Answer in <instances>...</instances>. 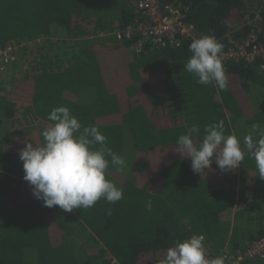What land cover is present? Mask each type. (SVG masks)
<instances>
[{
	"label": "trees",
	"instance_id": "16d2710c",
	"mask_svg": "<svg viewBox=\"0 0 264 264\" xmlns=\"http://www.w3.org/2000/svg\"><path fill=\"white\" fill-rule=\"evenodd\" d=\"M95 1L0 0V45L43 39L56 28L75 48L70 57L50 58L44 40L29 49L35 55L25 73L13 77L11 86L0 82V264H158L175 241L194 234H203L214 251L245 248L264 233V203L250 199L260 178L254 158L245 151L240 168L224 172L213 162L201 175L192 171L190 157L175 150L193 123L200 128L193 137L197 144L204 126L221 120L242 148L251 132L246 127L257 123L264 131V108L257 110L250 95L256 90L264 99V60H222L226 90L214 82L201 85L184 70L188 46L201 35H214L223 51L255 28L264 43V0H164L187 7L193 37L179 46L147 43L139 50L136 38L83 39L124 27L138 14L134 0H115L105 20L91 14ZM88 90L90 99H83ZM60 106L83 126H97L107 146L124 158L123 169L110 163L106 172L123 189L120 201L101 198L91 208L65 212L34 197L19 151L25 141L43 144L41 133L52 123L48 115ZM75 226L85 243L69 237ZM243 264H264V258Z\"/></svg>",
	"mask_w": 264,
	"mask_h": 264
},
{
	"label": "clouds",
	"instance_id": "9594fccd",
	"mask_svg": "<svg viewBox=\"0 0 264 264\" xmlns=\"http://www.w3.org/2000/svg\"><path fill=\"white\" fill-rule=\"evenodd\" d=\"M223 45L214 35H201L188 46L191 56L184 70L192 74L201 85L213 84L220 90L228 88V76L223 66ZM51 125L41 135L43 144L25 141L19 151L23 179L29 184L34 197L45 207L59 206L65 212L87 209L103 198L110 204L123 199V189L106 178L109 164L125 166L122 156L107 146V137L97 126H83L66 106L55 107L48 115ZM203 138L197 144L193 137L200 133L198 124L186 127L176 143V152L191 158L192 171L205 173L213 162L221 171L239 167L245 151L254 158L258 176L264 179V131L253 125L244 137V147L234 134H226L224 121L205 125ZM258 134L259 139H254ZM99 145V147H96ZM110 158V160H109ZM148 211L152 202H146ZM111 209L107 214L111 215ZM205 236L192 235L183 241H175L158 264H226L227 256L209 258Z\"/></svg>",
	"mask_w": 264,
	"mask_h": 264
},
{
	"label": "built area",
	"instance_id": "2783aa9c",
	"mask_svg": "<svg viewBox=\"0 0 264 264\" xmlns=\"http://www.w3.org/2000/svg\"><path fill=\"white\" fill-rule=\"evenodd\" d=\"M138 14L135 19L124 27H115L109 32H97L85 35L83 39L97 36L114 35L124 39H134L135 50H139L143 44H152L157 48L167 46H179L183 39L191 38L194 34V25L186 20L187 7L164 0H134ZM44 40L35 39L29 41L11 42L0 45V82L7 85L13 77L25 73L35 55L29 49H35L36 45ZM70 40V39H69ZM231 45L222 51L223 60L239 61L244 59L254 63L264 60V43L258 39L255 28L250 30L247 37L231 40ZM26 46L28 51H21ZM30 56V57H29ZM264 69V63L260 64ZM209 258L224 255L229 259V264H243L253 259L264 258V233L249 242L245 248L235 250L234 253L226 247L214 251L206 245ZM226 261V262H227ZM116 264L115 260H112Z\"/></svg>",
	"mask_w": 264,
	"mask_h": 264
},
{
	"label": "rangeland",
	"instance_id": "374dc122",
	"mask_svg": "<svg viewBox=\"0 0 264 264\" xmlns=\"http://www.w3.org/2000/svg\"><path fill=\"white\" fill-rule=\"evenodd\" d=\"M90 1L94 2L95 0H90ZM113 6L114 5H108V7H107L105 0H98L97 2L95 1V5H92L90 7V12L92 15L107 16V15H110L111 7H113ZM101 37H104V36H101ZM101 37L97 36V37H93V38H89V39H99L100 40ZM47 39H48L47 41H48V45H49L48 52H49L50 58L52 57L54 59H62V58L64 59L66 57H70L75 52V48L72 47L73 43H71V45H70L69 38L65 37L60 29L51 28V34L47 36ZM7 86H11V84L7 85ZM90 95H91V93L88 90V92H85L83 99H85V98L88 99L89 98L88 96H90ZM250 95L252 97L251 98L252 102H253V104L257 110L264 108V106H263L264 105V99H263L262 93H260L256 90H253ZM253 125H258V124L256 123V124L250 125L249 127H246L244 132L248 133V132L252 131ZM254 136H255V134H254ZM239 168H240V166H239ZM240 174H241L240 169H238L236 171V175H235V184L236 185H238ZM28 212H29V209H27L25 211L24 215L27 216ZM250 214L253 215V217H255L254 219L259 217V213L250 212ZM228 215L230 216V218L233 217V209H229ZM77 229H78V227L75 226L74 232H70L69 237L73 240L78 239V240L85 243V241L88 240V238L85 235L78 233ZM79 244H81V243H79Z\"/></svg>",
	"mask_w": 264,
	"mask_h": 264
},
{
	"label": "crops",
	"instance_id": "0c3cea01",
	"mask_svg": "<svg viewBox=\"0 0 264 264\" xmlns=\"http://www.w3.org/2000/svg\"><path fill=\"white\" fill-rule=\"evenodd\" d=\"M105 1H106L107 7H108V5H115L117 3V1L115 2V0H113V1L112 0H105ZM118 4H121V3L118 2ZM133 6H134V4H133ZM128 7H130V6H128ZM110 14H111V12H110ZM103 18L105 20H109L111 18V16L107 15V16H103ZM254 180H255L254 190H253V193H251L252 195L250 194L252 196L250 199L252 200V202L255 205H257L259 203L262 206V204L264 203V196L262 194V191L264 189V182H262V181H264V179H261V178L257 179L255 177ZM228 217H229V219H231L229 215H228ZM260 220H262V219L260 218Z\"/></svg>",
	"mask_w": 264,
	"mask_h": 264
}]
</instances>
